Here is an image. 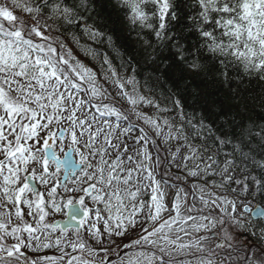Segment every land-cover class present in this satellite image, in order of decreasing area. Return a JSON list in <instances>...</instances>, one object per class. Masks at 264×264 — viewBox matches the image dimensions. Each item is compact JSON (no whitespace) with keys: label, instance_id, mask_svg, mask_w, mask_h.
<instances>
[{"label":"snow or ice","instance_id":"6c2138e0","mask_svg":"<svg viewBox=\"0 0 264 264\" xmlns=\"http://www.w3.org/2000/svg\"><path fill=\"white\" fill-rule=\"evenodd\" d=\"M257 105L264 0H0V264H264Z\"/></svg>","mask_w":264,"mask_h":264},{"label":"trees","instance_id":"16d2710c","mask_svg":"<svg viewBox=\"0 0 264 264\" xmlns=\"http://www.w3.org/2000/svg\"><path fill=\"white\" fill-rule=\"evenodd\" d=\"M81 59H85L84 57H81ZM87 62V61H86ZM261 86L258 85L255 81L249 86L248 95L258 97L261 93ZM256 110L258 113L264 112V109H260L259 106H256Z\"/></svg>","mask_w":264,"mask_h":264}]
</instances>
